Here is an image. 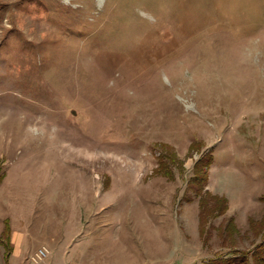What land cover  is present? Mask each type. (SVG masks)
Listing matches in <instances>:
<instances>
[{
    "label": "rangeland",
    "instance_id": "374dc122",
    "mask_svg": "<svg viewBox=\"0 0 264 264\" xmlns=\"http://www.w3.org/2000/svg\"><path fill=\"white\" fill-rule=\"evenodd\" d=\"M263 197L264 0H0V264L5 222L24 264L249 251Z\"/></svg>",
    "mask_w": 264,
    "mask_h": 264
},
{
    "label": "trees",
    "instance_id": "16d2710c",
    "mask_svg": "<svg viewBox=\"0 0 264 264\" xmlns=\"http://www.w3.org/2000/svg\"><path fill=\"white\" fill-rule=\"evenodd\" d=\"M170 159L172 158L175 161V157L171 155H166ZM166 156L165 159H166ZM162 158L160 159L161 168L158 170L162 172V176L167 178H173L175 174L172 169L167 167L168 161ZM212 164L211 155H205L195 164L192 170V177L190 179V186L197 187L195 190L198 198L199 205L201 209L202 216H209L212 219L220 217L225 214L228 209L227 200L223 197L214 196L208 193L205 189V185L208 180V171L207 168ZM157 171V172H158ZM264 201V197L261 198ZM211 202V203H210ZM205 222V219L201 220ZM257 228V233L262 237V241L253 247L249 251H239L232 250L224 256L213 257L207 261L200 262L197 264H264V232L260 225ZM203 230L204 240H207L208 231L207 229ZM1 243L5 249L4 257L7 260L11 255V230L8 222H5V227L1 235Z\"/></svg>",
    "mask_w": 264,
    "mask_h": 264
},
{
    "label": "crops",
    "instance_id": "0c3cea01",
    "mask_svg": "<svg viewBox=\"0 0 264 264\" xmlns=\"http://www.w3.org/2000/svg\"><path fill=\"white\" fill-rule=\"evenodd\" d=\"M17 239V236L15 238V241ZM14 238L11 240V255L10 257L6 260L4 257L5 254V249H4V253H3V261L5 264H24V262L26 261V258H20L21 256L26 257L24 251H23V246L22 243L19 242V237H18V243L15 244V242L13 241ZM14 243V245H13ZM130 255V254H129Z\"/></svg>",
    "mask_w": 264,
    "mask_h": 264
},
{
    "label": "built area",
    "instance_id": "2783aa9c",
    "mask_svg": "<svg viewBox=\"0 0 264 264\" xmlns=\"http://www.w3.org/2000/svg\"><path fill=\"white\" fill-rule=\"evenodd\" d=\"M49 256V251L46 247H40L37 251L33 253V255L30 257V261L33 264H40L45 259H47Z\"/></svg>",
    "mask_w": 264,
    "mask_h": 264
}]
</instances>
